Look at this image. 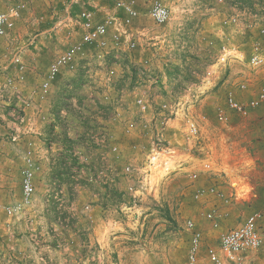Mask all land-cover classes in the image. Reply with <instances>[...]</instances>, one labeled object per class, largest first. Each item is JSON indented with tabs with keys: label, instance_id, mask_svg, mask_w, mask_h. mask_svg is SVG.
<instances>
[{
	"label": "rangeland",
	"instance_id": "obj_1",
	"mask_svg": "<svg viewBox=\"0 0 264 264\" xmlns=\"http://www.w3.org/2000/svg\"><path fill=\"white\" fill-rule=\"evenodd\" d=\"M63 1L66 2L65 0H38L30 3L29 0H0V11L6 10L18 2L26 3V8L21 12L14 28L6 36L0 37V52L5 53L0 63H7L17 48L26 46L29 38L35 33L41 32L42 36H45L48 31L50 32L53 21H55L52 11L53 9L60 10L57 5L59 6ZM223 1L207 0L208 3L205 8L195 10V6L192 5L193 0H176L173 8L177 11L176 13L174 10L172 11V16L176 15V19L172 17L166 24L156 26L147 17L148 1L136 0L138 6L140 5V8H138L140 17L134 21V25L142 30L143 35H140L138 46L135 50L105 56L101 59L100 65L94 60L95 57L88 61L82 60L84 68L87 67L86 62L90 63L89 67L93 73L99 68L98 73L89 79L95 80V82H89V84L87 83L83 86L81 85L82 83L73 85L71 88L73 96L67 95V98H65V95H63L61 97L63 102L56 104L58 116L61 109L72 114L73 119L71 118L66 123L70 131L75 130L77 132V129L83 128L86 134L95 132L96 121L91 124L93 119L89 118L88 114V117L83 120H79V117L86 114L83 109L89 110L90 105L95 106L97 100L92 101V97H87L89 101L85 102L84 105L81 100L86 98L85 92L100 100L104 94L108 95L113 100V112L116 111L115 108L120 110L119 117L123 116L122 112L124 111L130 110L134 113L133 116V113L129 111L128 117L123 116V119L119 120L118 118L117 120L121 122V131L124 136L130 139L132 138L131 136L140 135L144 143L140 141L133 143V147L131 145L122 147L118 144L121 147L118 158L121 164L118 169L126 165L132 166L133 174L131 178L120 176L116 181L118 187L111 188L113 190L110 192L114 196L116 195L115 197L120 201V206L117 209L120 219L127 220L125 216L128 213L124 214L125 209L122 211L120 209L128 204L137 208L140 206L148 207V210L144 211L142 209L136 214L141 219L145 214H148L144 219L146 225L164 228L162 232L157 231L153 235V238L157 241L156 245L152 243L144 246L145 242H141L140 248L136 251H139L143 256H140L142 261L137 264H151L149 260L151 256H154V259L158 261V263L154 264H186V254L191 234L186 226L188 220L193 221L194 228L201 234L198 264H214L208 259L206 250L208 247H217L219 233L230 226L237 225L243 218L254 211H262V214H264V105L253 108L249 110L248 115L242 116L231 110L227 104L228 95H233L237 101L245 103L256 94L262 85V83H258L257 79L255 86L251 87L249 79V76L251 77L253 74L258 76L259 72L260 74L264 72V68L254 69L248 65L251 45L256 39L247 45L250 42V34L245 35L243 38L237 36L238 30L242 26L239 22V17L236 15H232L230 22L227 24L219 23L221 31L225 29L233 36V38H228L226 42L219 44L220 41H218L215 43L198 34L199 28L202 31V23L199 18H201L200 15L203 17L204 15L199 13L197 15L194 11L201 10L203 12L204 9H207L212 12L221 10L219 6L221 7ZM107 2L112 4L111 0ZM180 2L181 5L182 3L186 5L182 8L184 9L183 12H179L176 8ZM247 9L249 10L248 7ZM252 13L254 15L252 20L260 18L256 10L253 9ZM57 15H59L58 17L64 16L63 10ZM245 24L252 26V23L244 20ZM56 34L59 35V40L53 41L48 36L46 39L41 40V45L39 44L38 47L42 48V52L39 55L32 57L31 55L33 54H27L22 59L27 66L26 70L30 68L29 74L31 75V81L28 84L30 87H25L29 94L26 91L24 94L30 96V101L34 103L37 102L36 94L39 82L44 76L49 59L51 60L56 51L65 47V41L69 42L78 38L77 30L72 32V30L60 28ZM259 34L260 36L262 35L260 31ZM223 46L229 52L224 63L219 60ZM25 50L30 51L32 49L26 48ZM163 60L174 61L172 65L167 63L168 71L159 69ZM177 62H179V65L180 63L182 64L178 70L174 69V66H179L176 65ZM112 66L116 68V75L107 81L105 70ZM136 67L148 69L150 76L159 79L157 85L153 84L150 87L147 81L148 77H138L135 74ZM34 68H38V70H34ZM10 69H13L17 74L13 67ZM70 72L75 73L74 70H70ZM77 74L80 77L84 75V69L78 70ZM3 77L0 74V80ZM85 80H88V78L83 77V82ZM241 82L246 84L244 89L239 87ZM192 83H195V85H192ZM26 84L25 80L22 83L23 87ZM52 89H55V87ZM59 90L62 92L64 89L59 88ZM143 92H147V99L150 103V109L145 114L146 119L151 118L153 115L159 118V113L163 112L160 110V104L161 102H166L169 109L165 111V114L170 117V120L164 127L151 124L149 131H143L138 126L131 132L125 133L124 124L128 120L131 118L139 120L133 100L135 95ZM31 98H35V101L31 100ZM77 98L81 100L78 101ZM3 100L5 99L0 98V113L4 112L6 108L1 103ZM32 106L33 104L25 110L27 118L29 117V109L34 112V118L29 120L28 125L26 124L27 127H31L28 129L30 131L26 133L29 134L30 132V134L34 135L35 133L32 131L34 128L32 127L34 125L36 127L40 126L42 119L38 118L34 109H31ZM169 111H172V113ZM190 118L197 123L198 134L195 138H190L188 141V121ZM175 121L176 123L174 124H177V127L171 125ZM32 123L33 126L31 125ZM9 125L7 119L0 118V129L3 132L5 130V136L7 137L10 131ZM177 128L183 130L181 137ZM169 130H172V132ZM87 136L85 134L82 135L80 142L84 143L87 140ZM214 136L216 138L221 137L219 139L221 144H216L218 139H211L212 137L215 138ZM157 138L165 140L161 142L162 147H171L176 153L173 154V158H167L168 166H170L167 171L152 169L149 172V180L147 183L142 184V182H139L140 172L146 169V155L149 148L158 142ZM8 140L10 141V139ZM85 146L93 154L92 157H97L95 156L96 145L94 143L87 142ZM135 146H139V152L136 149H131ZM234 149H240L243 153L241 151L235 152ZM231 154H236L237 157L234 159V155L230 156ZM241 160H249V163H244L243 169L239 167ZM202 161L210 162V171L202 170ZM190 170L198 171L199 177L197 180L191 181L188 178V171ZM13 183V188L16 190L18 188V180L14 179ZM129 185L142 186L141 192H143V195L140 200L135 199L133 201L131 199L127 190ZM210 186H215L222 190L225 196L230 198L229 201L224 202L222 199L211 195L201 199L193 198L197 188L205 189ZM70 188L69 192H73L75 197V192L71 191ZM236 192H238L239 197H237ZM72 197L70 195V198ZM21 198L22 191L18 200L13 204L17 203ZM65 200L66 198H62L63 202ZM63 202L59 207L61 212L65 204ZM13 204L5 205L0 203V264H24L22 255L18 254L17 247H15V239L21 234H16L11 229L15 221H21L24 216L28 218L26 212L29 209L21 214L8 215L4 207L12 206ZM231 208H234V214L232 217L228 216L229 218L225 219V211ZM211 210L220 216L217 228L213 227L212 222L206 217V214ZM221 217H224V220H221ZM201 219H206L208 223L206 235L199 224ZM164 233L165 236L161 238ZM208 233L209 235H207ZM262 235L263 244L257 251L249 254L248 264H264L263 227ZM143 237L141 238L143 239ZM62 238L66 240V238ZM62 245L60 249L68 248V246ZM88 258L91 259V262L98 261V264H116L110 251L107 253L99 250L93 251Z\"/></svg>",
	"mask_w": 264,
	"mask_h": 264
},
{
	"label": "crops",
	"instance_id": "obj_2",
	"mask_svg": "<svg viewBox=\"0 0 264 264\" xmlns=\"http://www.w3.org/2000/svg\"><path fill=\"white\" fill-rule=\"evenodd\" d=\"M65 1L66 2H61L59 6L57 5L61 11L53 9L52 15L56 13L59 14L62 10L65 13L64 7L67 3L71 2L70 0ZM107 1L110 0H83V2H88V4L93 6L92 8L97 12L98 19L103 16L104 8L111 6ZM193 1L192 5L195 6V8L193 6L195 10L198 8H205L209 2H207V0ZM184 6L186 5H183V3L181 5L180 2L176 8L179 12H183L184 9L182 8ZM138 8H140V5ZM219 9L221 10H214L212 12L207 9H204V11L202 10L203 12H201V10L194 11L197 15L198 13L204 15V17L200 15L201 18H199L202 23V31L200 28L198 30V34L203 38L210 39L215 43L220 41L219 44H222L221 42H226L228 38H233L232 34L228 33L225 29L221 31V25H219V23L227 24L230 22L232 15H236L239 17V22L242 26V28L240 27V30H238L237 36L243 38L245 35L250 34V42L248 41L249 43H247V45L254 39H264V35L260 36L259 34L260 27H264V0H224L221 7L219 6ZM253 9L260 15V18L257 20H252L254 16L252 13ZM78 10L79 3L73 4V11L77 12ZM173 10L174 8H172L171 13ZM174 11L176 13L177 10ZM172 17L176 19V15ZM244 20L252 23V26L248 24L244 25ZM3 54L5 55V53L0 52V62L3 59ZM27 54L31 55L32 51H21V58L23 59V56L26 57ZM29 57L31 58V56ZM167 63L172 65L174 61L163 60L159 69H164L166 71ZM176 65H179V62H177ZM180 65L182 64L180 63ZM180 65L177 67H181ZM0 66H2V63H0ZM34 70H38V68H34ZM78 70H82V68L79 66L75 73L67 70L62 71L54 81L49 96L41 104L42 111H44L47 116L54 114L55 120L52 121V116L50 118L54 123L53 126H51V124L45 125L43 126L45 129L41 130L38 128L39 126L36 127L34 125V127H32L34 130L32 131L35 134H30V132L29 134L26 133L30 130L25 131L21 139L17 142L9 141L7 139L8 137L5 136V130L3 132V130L0 129V203L11 205L18 200L21 194V172L25 168L24 158L26 152L30 151L38 166L33 175L34 194L32 196V205L26 212L28 218L24 216L21 221H15L11 229L12 232L21 234L15 239V247H17L18 254L22 255L24 264H98V261L91 262V259L88 258L93 251L97 250L104 253L108 251L112 252L116 264H137L142 261L140 256H143L139 251H136L140 248L141 242H145L144 246L152 243L156 245L157 241L153 238V235H155L157 231L162 232L164 228L161 226H148L144 221L148 214H145L142 219L136 214L142 209H144V211L148 210V207L144 208L140 206L137 208L136 206L128 204L120 209L121 211L125 209L124 214L128 213V215L125 216L127 220L124 221L120 219V214L117 212L120 201L115 197L116 195L114 196V194L110 192L113 190L111 188L118 187V183L111 180L107 184L101 185L97 181H89L88 176L96 173L97 169L100 168V154L102 150L96 148L95 156L97 157H92L93 154L86 149L84 143L80 142L81 136L84 134L86 135L85 129H77V132L75 130L70 131L66 123L71 120L72 114L66 111V115L60 114L58 116L56 111V104L63 102L61 101L63 95H65V98H67V95L73 96V92H71L73 85L82 83L81 85L83 86V77H85V75L81 74V78L80 75L77 74ZM29 71L30 68H28L25 73L26 86L23 87L21 84L24 83L25 80L16 85V88H20L23 92L26 91L25 87H30V85H28L31 81ZM8 75L16 77L17 74L12 69ZM252 76H249L251 87L255 86V81L257 79L258 83H264V72H261V74L259 72L258 76L257 74H253ZM3 78H1V80ZM54 87L55 89H52ZM88 87L90 88V86ZM59 88L64 89L62 91L63 93ZM26 92L29 94L28 90ZM84 95L86 98H82V100L80 98L77 99L78 101L81 100V103L83 102L85 105V102L89 101V98H87L89 97V93L85 92ZM32 99L35 101V98ZM101 106L105 108L100 109L97 105H90L89 110L83 109L86 114L79 117V120L85 119V117H88V114L89 118L93 119L91 124L96 121V125H104L111 136V141L120 144L122 147L128 145L133 147V143L139 141L144 143L140 135L131 136L132 138L129 139L122 134L121 122L119 120L123 119V116L128 117L130 110L122 112L123 116L119 117V120H117V118H112L113 109L111 110L110 106H107V104ZM118 111L120 112V110ZM28 113L29 120L33 119L34 112L29 109ZM174 123H176V121L172 122L171 125L177 127V124ZM31 125L33 126V123ZM169 131L172 132V130ZM177 131L181 137L183 130L178 129ZM67 134L70 135V137L74 135L75 139H69ZM71 134L73 135L71 136ZM46 137L53 141L52 145L48 146V144H46ZM214 137L215 138L212 137L211 139H218L216 144H221L219 140L221 137ZM131 149H136L137 152L140 150L139 146H135ZM234 151L242 152L240 149H234ZM76 153H79L80 156H82L81 154L85 155L87 158L86 161H84V163L83 159L79 161L75 155ZM230 156H233L234 159L237 157L236 154H231ZM109 161L111 164L117 163V160L111 156ZM244 163H249V160L240 161L239 167L241 169L244 168ZM78 164H81L84 171L80 169L77 172L76 169L78 166L76 165ZM120 164L121 163L118 161V168ZM72 172L75 177L72 176ZM75 172H77V177ZM14 179L18 180V188L16 190L13 188ZM73 180L74 182H72ZM79 181H81V183H79ZM69 188L71 191L75 192V197L73 192H69ZM57 192L61 193V198H66L64 202L62 201L65 203L62 212L55 199V193ZM70 195L73 197L70 198ZM236 195L239 197L238 192H236ZM85 206H88L87 211L84 209ZM233 214L234 208L227 209L224 213V217L226 219L228 216L232 217ZM262 215L261 229L262 227L264 228V214ZM224 217H221V220H224ZM199 224L206 235V229L208 227L206 219H201ZM8 227L7 229H9ZM207 235H209V233ZM142 236H144L143 239L141 238ZM163 236H165V233L161 238H163ZM59 237L66 238L65 245L68 246V248H57L56 241ZM149 260L151 264L158 263V261L154 259V256H151Z\"/></svg>",
	"mask_w": 264,
	"mask_h": 264
},
{
	"label": "built area",
	"instance_id": "obj_3",
	"mask_svg": "<svg viewBox=\"0 0 264 264\" xmlns=\"http://www.w3.org/2000/svg\"><path fill=\"white\" fill-rule=\"evenodd\" d=\"M38 0H29L30 3L37 2ZM64 7V16L58 17L59 15L53 14L55 21L51 26L50 32L45 36H42L41 32L35 33L27 45L17 48V50L12 54L7 63L0 66V74L4 75V78L0 80V98H3L1 103L4 105L5 111L0 113L1 119H7L9 122V133L8 139L10 141H18L25 131H28L31 127H27L29 124V117H26L25 110L31 104L35 113H37L38 118L42 119L39 129H45L43 126L51 124L53 126V120H55L54 114L47 116L44 111H42L41 104L48 97L51 89L52 83L56 78L62 73V71L74 70L77 71L79 66L84 69L85 78L88 80L83 82L84 84H89V82H95V80H89L93 75L98 73L99 68L94 73L91 72L89 67L90 63L86 62V66L82 64V60H89L95 57L96 63L101 64V59L108 55H113L118 52H132L138 46V39L140 35H143L142 30L138 29L134 25V21L140 17V11L137 7L136 0H112L111 6H107L103 10V16L97 18V12L93 9L90 4L83 2V0H70ZM85 1V0H84ZM147 17L156 26H162L166 24L171 18V10L176 0H147ZM222 0H218L221 2ZM79 3V10L77 12L73 11V4ZM26 8L25 2H18L17 4L7 8L4 11H0V37L7 35L11 31L17 19H19L21 12ZM73 11V12H72ZM57 16V17H56ZM67 29L69 31L77 30L78 38L73 41H65V47L62 50L56 51L51 60L49 59L48 66L44 72L42 80L39 82V88L36 94L37 102L30 101V96H26L20 88H16L17 83L24 82L26 73V64L21 58V51L26 48H31L32 57L39 55L42 52L41 40L46 39L48 36L50 39L59 40V35L56 34L58 30ZM70 33V32H69ZM260 33L264 35V27L260 28ZM54 34V35H53ZM51 41V40H50ZM58 42V41H55ZM38 47V48H37ZM227 49L225 46L222 47V52L219 57L221 62H225L227 58ZM99 59V60H98ZM248 65L252 68H264V39H256L251 45V53L248 58ZM14 68L17 71L16 77L9 76L10 68ZM146 69V68H145ZM144 68L136 67L135 74L138 77L146 76L149 79V86L158 83L159 79L154 76H150L149 70ZM105 77L109 81L114 75H116V68L109 67L105 70ZM22 84V83H21ZM83 84V85H84ZM195 85V83H192ZM245 83L241 82L239 87L244 89ZM149 89V87H148ZM146 91V90H145ZM147 93V92H146ZM141 93L134 96V105L137 109L138 118H131L124 124L125 133L131 132L133 129L141 127L143 131H149L151 124L159 125L164 127L167 125L170 117L165 114V111L169 109L166 102H161L160 110L163 112L159 113V118L156 116H151V118L146 119V112L150 109V103L147 99V94ZM92 101L97 100L96 104L100 109L105 108L101 105L107 104L112 109V98L104 94L103 98H93ZM121 99V98H120ZM32 100V98H31ZM115 100V99H114ZM91 101V100H90ZM227 104L229 108L242 116H246L249 110L256 108L260 105H264V83L260 86L258 91L253 97H251L245 103L237 101L233 95H228ZM118 108H115V110ZM172 113V111H169ZM61 115H66L65 110H60ZM119 111L113 112L112 118H119ZM52 116V121H51ZM150 119V120H149ZM188 141L190 138H195L198 134V125L191 118L188 121ZM27 124V125H26ZM95 132H91L86 138L84 145L87 142L94 143L96 148H100L102 153L100 154L101 165L97 169L96 173L90 174L88 179L90 182L97 181L101 185L107 184L109 181H117L120 176L131 178L133 174L132 166L126 165L121 169H118V158L120 154L121 147L111 141V136L104 125H96L94 128ZM73 134H71L72 136ZM74 138V135L70 137ZM68 139V140H69ZM158 142L156 145H152L146 155L145 170H142L139 177V182L147 183L149 180V172L153 170L167 171L170 166H168V159L173 158L175 150L168 146H163L161 142L165 140L156 139ZM46 143L48 146L53 144V141L46 138ZM111 153V155H110ZM77 159L82 160L83 163L86 161V156L79 153L75 154ZM110 156L117 160L116 164H111L109 161ZM25 168L21 172V191L22 198L12 206H5L4 209L8 215L23 213L29 209L32 205V196L34 194V183L33 175L37 169V164L34 161L30 151L25 154ZM82 163V162H81ZM82 163V165H83ZM78 168L77 172L82 169L81 164L76 165ZM202 170L210 171L211 164L208 161H202ZM81 171H84L83 169ZM77 172H75L77 177ZM73 174V172H72ZM111 174V176H110ZM73 177L74 174L72 175ZM199 173L196 170L188 171V178L191 181L197 180ZM142 186L129 185L127 190L131 199L141 198L143 195ZM214 196L218 199H222L224 202H228L230 198L225 196L222 190L216 188L215 186H210L205 189L197 188L193 194L194 199H201L206 196ZM55 199L59 206L62 204V198L60 193H55ZM88 210V206L84 208ZM262 211H254L243 218L237 225L229 227L221 231L217 238V247H208L206 250V255L210 261L214 264H248L249 254L257 251L261 248L263 244V235L261 229ZM206 217L212 222L213 227L219 226V214L211 210L206 214ZM188 230H190V244L186 254V264H198L199 258V245L201 241V234L194 228V223L191 220L186 222ZM65 241L63 238H58L56 241L57 248H61Z\"/></svg>",
	"mask_w": 264,
	"mask_h": 264
},
{
	"label": "trees",
	"instance_id": "obj_4",
	"mask_svg": "<svg viewBox=\"0 0 264 264\" xmlns=\"http://www.w3.org/2000/svg\"><path fill=\"white\" fill-rule=\"evenodd\" d=\"M174 69L178 70L179 68L177 66H174ZM168 71V69H166ZM68 141V140H67ZM69 142V141H68Z\"/></svg>",
	"mask_w": 264,
	"mask_h": 264
}]
</instances>
